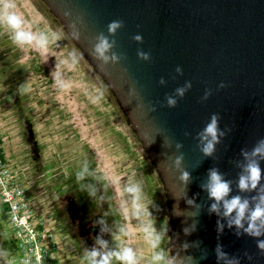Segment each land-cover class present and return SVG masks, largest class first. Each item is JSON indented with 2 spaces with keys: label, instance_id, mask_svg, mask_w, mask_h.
I'll list each match as a JSON object with an SVG mask.
<instances>
[{
  "label": "water",
  "instance_id": "obj_1",
  "mask_svg": "<svg viewBox=\"0 0 264 264\" xmlns=\"http://www.w3.org/2000/svg\"><path fill=\"white\" fill-rule=\"evenodd\" d=\"M41 1L107 84L127 124L158 172L170 213L171 252L184 240H198L209 252L208 259L200 264H216L214 249L217 244L230 255L241 256V264H264V256L256 249L257 238L247 235L237 238L234 235L236 229L228 227L218 237L216 221L224 218L209 213L212 201L200 187L208 170L217 168L226 180L231 181L230 196L248 198L252 207L260 194V189L239 191L237 180L246 163L241 150H251L264 138V0ZM66 10L71 11L73 17L83 16L79 41L74 40L65 28L68 21L63 12ZM117 19L124 21V27L114 37L115 51L123 53L126 60L108 66L102 72L97 67L98 62L89 55L90 41L101 31L107 34V24ZM135 34L142 35L143 43L131 39ZM137 49L150 53L151 60L137 59ZM177 66L182 68L183 75L175 74ZM161 77L167 81L164 86L157 83ZM185 81H191L192 87L178 100L177 106L161 107L165 95ZM133 82L143 103L151 102L156 107L155 112L138 109L136 103L139 101L129 103L128 88ZM220 82L227 87L217 90ZM205 89H211L212 95L202 102ZM212 113L220 114L221 129L228 126L232 131L221 138L213 156L205 158L196 148L194 137ZM185 131L190 135L185 137ZM163 137L184 145L181 149L183 167L192 173L186 196L181 187L180 172L165 171L173 151L162 147ZM257 159L264 168V159ZM261 184L264 185V180ZM188 199L201 208L196 218L197 231L185 236L182 231L185 218L175 216L173 206L178 204L181 211L191 210ZM188 222L191 223V219ZM224 222L226 224V220ZM177 234L179 241L175 238ZM102 236L106 240V233ZM245 251L253 256L252 261L243 258ZM191 254L199 256L200 253L193 249Z\"/></svg>",
  "mask_w": 264,
  "mask_h": 264
},
{
  "label": "rangeland",
  "instance_id": "obj_2",
  "mask_svg": "<svg viewBox=\"0 0 264 264\" xmlns=\"http://www.w3.org/2000/svg\"><path fill=\"white\" fill-rule=\"evenodd\" d=\"M15 2L14 11L22 16L26 29L30 28L34 32L47 31L49 34L54 31L60 36L51 44L49 55L44 56L35 50H18L9 38L7 27L0 25V88L6 93V81L11 79L15 83V102L11 105L9 100L6 101L11 109H16L18 123L21 119L28 121L29 114V121L37 129V137L31 142L29 155L27 154L29 161L32 164V161L54 158V164L50 162L47 166L50 168L49 175L63 171L64 183H61L64 187L69 184L60 196L55 195L53 199V209L62 218L61 225L66 231L72 230L68 222V211L64 207L73 194L83 205L80 208L84 220L83 199L87 194L91 206L95 205V209L103 215L110 232L107 247L100 251L102 255L121 247H131L137 254L139 264H149L154 249L146 239L143 229L154 224L162 235V243L155 251L163 250L167 256L171 253L172 237L165 188L138 138L127 124L115 97L108 88L106 98L105 82L94 70L89 72L81 52L74 47L63 25L41 0ZM73 53L79 58V63L72 70H68L63 61L65 58L70 59ZM58 71L71 84L69 89L60 87L53 79V74ZM96 76L101 82L97 81ZM62 98L72 100L75 105L67 104L66 100L61 101ZM36 140H39L37 145ZM3 157L12 162L0 143V158ZM84 160H88V163H81ZM85 166L88 171L85 178L79 180L77 173ZM34 169L35 174H39L45 168ZM19 172L22 174L24 171L19 169ZM41 179L44 181V178ZM134 184H140L143 188L139 203L145 211L139 216L134 211L135 197L124 192L127 186ZM87 186H92L94 195H89V191L85 190ZM46 187V191L52 192L55 185ZM30 192L36 191L31 188ZM147 210L151 211V217L147 215ZM62 213L65 214L64 218ZM39 221L36 229L39 232L46 231L48 237L42 248L45 258L43 262L56 264L58 244L54 229L45 226L42 220ZM84 235L89 237L88 233ZM80 245L83 246L82 243ZM26 246H30L28 253L34 255V251L30 250L33 244L26 243ZM91 246L95 248L98 244L92 241ZM0 253V264H24L21 263L18 241L6 225V213L1 204ZM111 264H120V261L112 257Z\"/></svg>",
  "mask_w": 264,
  "mask_h": 264
},
{
  "label": "clouds",
  "instance_id": "obj_3",
  "mask_svg": "<svg viewBox=\"0 0 264 264\" xmlns=\"http://www.w3.org/2000/svg\"><path fill=\"white\" fill-rule=\"evenodd\" d=\"M15 8V0H0V25L7 27L12 44L20 51L35 50L44 56H48L51 44L54 40L60 38L59 33L53 31L49 34L47 31L34 32L30 28L26 29L24 19L14 11ZM63 16L68 21L65 25L68 33L74 40L79 41L81 28L84 24L83 16L76 15L73 17L72 12L69 10L64 11ZM123 27V20H112L106 26L107 34L101 31L90 41L89 55L93 60L98 62L97 67L102 72H105L108 66H115L126 60V56L123 53L115 51L116 40L114 37ZM131 39L138 44L143 43L141 34H135ZM136 55L137 59L141 61L147 62L151 60L150 53L141 49H137ZM63 63L67 66L68 70H72L79 63V58L73 53L70 59L65 58ZM174 71L176 75H183V70L180 66H177ZM172 78L175 79V76ZM53 79L65 90L71 87V84L64 80L62 72H55ZM157 83L160 86H164L167 81L161 77ZM191 87L192 82L185 81L182 86L175 88L171 94L165 95L164 103L161 104V107L175 108L178 100L182 99ZM226 87L227 85L224 82H220L217 85V90ZM211 95L212 90L205 89L201 101L208 100ZM128 97L129 103L133 100L139 101L136 103L138 109L146 108L148 112L156 111V107L151 102L148 104L143 103L136 89L135 82L128 88ZM220 121V114L212 113L209 116L208 122L194 137L197 141L196 148L205 158L212 157L216 151V145L221 143V138L226 137L232 131L228 126L221 129ZM189 135V132H184L185 137ZM154 142L155 138L153 139ZM162 147L172 149L173 151V155L168 157L170 163L165 171L178 170L180 172L179 179L182 181L181 187L186 196L187 185L192 180V173L183 167L184 153L181 149H183L184 145L179 141H173L167 137H163ZM241 155L245 158L246 163H244L243 170L238 176L237 186L241 192L260 189V194L255 198L257 202L254 206L250 207L248 198H243L240 195L230 196L232 191L231 181L226 180L217 168L208 170L200 187L207 193V198L212 201L208 208L209 213H215L218 217L224 218L217 219L216 221L218 237L223 234L225 227L229 229L235 228L234 235L237 238L245 235L250 238H257L256 249L261 256H264V239H259V237H264V185L261 184V181L264 180V168H261L260 160L257 159V157L264 159V138L258 140L251 150L242 149ZM87 171L88 169L85 166L77 173V178L83 180ZM85 190L89 191V195L95 194L92 186H87ZM124 192L132 194L135 197L136 207L134 211L137 216L145 211L144 207L139 203L141 193L143 192L140 184L127 186ZM187 203L191 206V210L181 211L178 204L173 206V214L177 217L183 216L185 218L182 221L185 225L182 229L185 236H189L197 231L198 220L196 218L199 217L201 208V205L196 204L191 199H188ZM185 212H187V215L184 214ZM147 215L151 217L152 213L150 210H147ZM190 219L191 223L188 222ZM225 220L226 224L224 222ZM97 223L103 225L105 222L102 218H98ZM143 231L146 234V239L149 240L151 247L154 249L149 264H200L201 261L208 259L209 252L207 248H202V242L198 240L192 242L184 240L166 256L163 250L155 251L162 243V235L159 234L155 225L149 224L144 227ZM175 238L179 241V234ZM98 243L103 246L107 244L103 239H98ZM193 249L199 250V256L191 254V250ZM214 255L216 257V264H241V256L230 255L224 251L223 246L220 244L215 246ZM112 257L119 260L120 264H139L137 254L131 247H121L119 250L103 255L96 248H92L86 253L88 264H111ZM243 258L248 261L253 260V256L249 255L247 251L243 253Z\"/></svg>",
  "mask_w": 264,
  "mask_h": 264
},
{
  "label": "crops",
  "instance_id": "obj_4",
  "mask_svg": "<svg viewBox=\"0 0 264 264\" xmlns=\"http://www.w3.org/2000/svg\"><path fill=\"white\" fill-rule=\"evenodd\" d=\"M74 47L76 46L74 45ZM86 62H84L85 65L88 67L89 72L92 73L93 70L92 67L89 65L88 62L87 63ZM99 77L96 76V79L97 81L101 82ZM13 84L15 83L11 79H9V81H6V86H7V89L5 90L6 93L3 92V90L0 88V141L2 143L4 153L9 156V159L10 158L12 159L10 160L12 161L11 163L13 164L14 167H16L18 170L23 169L24 172H22L21 174L22 179L24 183L27 185L29 192L31 191V188H34V190L36 191L35 193L30 192V194L33 197L35 209L40 214V218L42 222H44L45 226L54 229L56 242L58 244V250L56 252V257H58V263L88 264V260L86 259L85 252L77 245L72 244V242L68 238V231L64 230V227L61 225L62 220L60 219L58 213H56L57 211L53 209V207L55 208L53 203L54 196L55 195L60 196L62 194V191L65 190L64 188L66 186L69 187V184H67L64 187V185L61 183V182L64 183L63 181L64 174H62L63 171H59V173H51V175H49L48 171H50V168H48L47 166H49L48 163L50 162L54 164V158L49 159L47 161L37 160L39 162L37 161L33 162L31 160L32 164L29 161L27 154L29 155V147L31 145V142L35 139V137H37L36 135L37 129L32 124V122L29 121L30 118L29 114H27L28 121H26V119H21L19 123L17 122L16 113H15L16 109L15 111L11 109V107H9L8 105V101H6L9 100L11 102V105L12 102L13 103L15 102V98L13 96L14 95ZM104 93L107 98L108 91H104ZM63 100L64 101L66 100L68 102L67 104L70 103L71 105H75V103L73 104L72 100L62 98L61 101ZM20 103H23V101H21ZM38 141L39 140H36L35 143L36 145L39 144ZM27 146L28 149H26ZM75 152L77 153L76 149ZM74 156L77 159V156L76 155ZM87 161L88 160H84L81 163L86 164L88 163ZM58 163L61 164L59 159H58ZM38 167L39 168L44 167L45 169L42 170L39 174L38 173L35 174L34 168H38ZM41 178H44V181ZM51 184L55 185L54 190H52V192L46 191L47 189L46 186H49Z\"/></svg>",
  "mask_w": 264,
  "mask_h": 264
},
{
  "label": "built area",
  "instance_id": "obj_5",
  "mask_svg": "<svg viewBox=\"0 0 264 264\" xmlns=\"http://www.w3.org/2000/svg\"><path fill=\"white\" fill-rule=\"evenodd\" d=\"M0 204L5 209L6 225L18 241L21 263L45 264L42 248L48 237L46 231L36 229V224L41 220L40 214L34 207L33 197L21 173L5 157L0 158ZM26 243L33 244L30 250L34 251V255L28 253L30 246H26ZM56 264H59L58 260Z\"/></svg>",
  "mask_w": 264,
  "mask_h": 264
},
{
  "label": "flooded vegetation",
  "instance_id": "obj_6",
  "mask_svg": "<svg viewBox=\"0 0 264 264\" xmlns=\"http://www.w3.org/2000/svg\"><path fill=\"white\" fill-rule=\"evenodd\" d=\"M105 89L108 91L107 85L105 86ZM88 195L86 194L83 199L84 204V210L85 217L83 220L82 216V207L83 205L78 202V197L73 194L69 203L64 207L65 211H68V222L69 226L72 230L68 231V238L72 242V244L77 245L85 252L87 253L88 250L92 249L91 242L95 241L98 244V247L95 248L99 251H102L105 249L108 245V242L110 240V232L108 229V226L104 223L103 225H100L97 223L98 218H102L105 222L103 215L98 212V209H95V205L92 207L91 202L89 201ZM91 200V199H90ZM88 201V203H87ZM63 206H61L62 208ZM81 207V208H80ZM95 209V212L93 211ZM61 210V209H60ZM62 212V211H61ZM65 214L62 213L63 218ZM60 217V216H59ZM62 220V218L60 217ZM85 230V231H84ZM88 233L89 237L85 236L84 234ZM106 233V240L103 239L102 234ZM98 239H103L107 242L106 246H103L98 243ZM82 243L83 246L80 245Z\"/></svg>",
  "mask_w": 264,
  "mask_h": 264
}]
</instances>
